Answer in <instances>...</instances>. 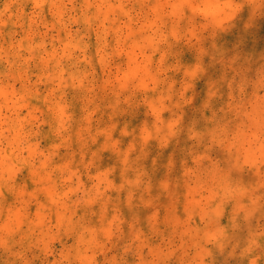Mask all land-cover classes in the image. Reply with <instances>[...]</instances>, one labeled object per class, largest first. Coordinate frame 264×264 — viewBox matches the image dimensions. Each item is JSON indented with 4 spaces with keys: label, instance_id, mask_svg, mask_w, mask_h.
I'll return each mask as SVG.
<instances>
[{
    "label": "clouds",
    "instance_id": "clouds-1",
    "mask_svg": "<svg viewBox=\"0 0 264 264\" xmlns=\"http://www.w3.org/2000/svg\"><path fill=\"white\" fill-rule=\"evenodd\" d=\"M0 264H264V0H0Z\"/></svg>",
    "mask_w": 264,
    "mask_h": 264
}]
</instances>
